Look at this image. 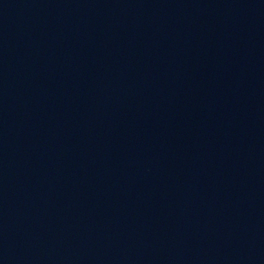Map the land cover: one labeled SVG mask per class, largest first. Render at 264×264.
I'll list each match as a JSON object with an SVG mask.
<instances>
[{"label":"water","instance_id":"water-1","mask_svg":"<svg viewBox=\"0 0 264 264\" xmlns=\"http://www.w3.org/2000/svg\"><path fill=\"white\" fill-rule=\"evenodd\" d=\"M0 264H264V0H0Z\"/></svg>","mask_w":264,"mask_h":264}]
</instances>
